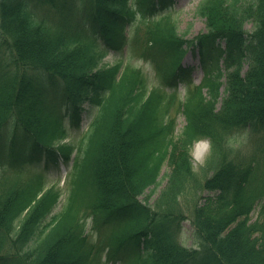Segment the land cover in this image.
<instances>
[{
  "label": "trees",
  "instance_id": "16d2710c",
  "mask_svg": "<svg viewBox=\"0 0 264 264\" xmlns=\"http://www.w3.org/2000/svg\"><path fill=\"white\" fill-rule=\"evenodd\" d=\"M47 3L54 18L38 13ZM166 6V0H81L66 8L56 0H0V55L8 59H0V162L8 154L17 170L0 175V264H104L100 249L118 264H264V216L247 219L264 196V183L261 192L251 186L259 150L243 155L236 145L256 138L264 151V0H203L197 13L207 30L194 39L179 35L170 15L151 21L149 56L162 84L187 88V125L178 140L173 94L161 86L148 93L146 75L133 65L121 75L119 64L100 67L128 41L126 25L137 11L147 17ZM69 11H78L74 23ZM245 21L254 23L252 31ZM188 46L205 70L198 85L193 68L181 64ZM221 60L226 95L217 108ZM84 99L98 111L70 165L75 144L64 142V122L68 114L79 123ZM204 137L213 174L202 178L189 146ZM43 156L39 170L23 171L25 162ZM167 158L168 183L150 204L149 195L140 196L158 184ZM62 162L71 167L69 195L49 219L62 192L48 187L46 172ZM206 189L215 194L201 196ZM188 194L190 216L180 200ZM186 218L197 248L177 242ZM89 220L95 233L87 231Z\"/></svg>",
  "mask_w": 264,
  "mask_h": 264
},
{
  "label": "rangeland",
  "instance_id": "374dc122",
  "mask_svg": "<svg viewBox=\"0 0 264 264\" xmlns=\"http://www.w3.org/2000/svg\"><path fill=\"white\" fill-rule=\"evenodd\" d=\"M201 1L202 0H174L173 5L170 7V9H171L170 13L172 14L173 18L176 20L179 33L187 32V35H188L187 37H189V38L196 37L200 32L204 31L206 28L205 18L196 12L197 7L201 3ZM128 27H129V34H130V37L133 39V42L136 41L137 44L140 45V43L142 42L141 40L144 38V33H145V29H146V22H143L140 18H137ZM246 27H247V29L248 28L251 29L252 24L248 23L246 25ZM131 51H132V49H130V48H128V46H126L123 48V52H112L109 55H107L103 59V61L106 64H113V63L119 61L121 58L122 59L124 58L123 60L125 61L126 54L128 52H131ZM140 54H141V52H139V54L136 53L133 56V58L139 56ZM184 57L185 58L183 59V63L187 66L192 65L195 68V70L193 72V79L195 80L196 83H199L201 81L203 73H204L203 68L200 67V64H199V57H197V55L192 50H189V52ZM140 59H141V57H140ZM140 65L144 68V70H147V72L149 73L150 85H157L159 80L155 76V74H156L155 64L152 62L146 61L144 59H141ZM223 79H225V77ZM186 91L187 90H186L185 86L182 85L180 87V91L178 93L179 98L183 97ZM81 105L86 106V102H83ZM177 109H178V106H175L172 108V110L170 112L172 115H176L175 134L178 137H180L181 136V130L183 129L184 125L186 124L185 123L186 118L182 112L177 114ZM88 122H89V119H87V116H85L83 121H82L81 131L79 133L75 132L73 134L75 139H81L80 138L81 134L83 133V130H85L87 128ZM201 141L203 144H206V147L204 148L203 152L200 153L201 155L204 156L205 159H204V162L202 165H196L193 163L195 168L198 170H200L203 167V165L205 164V160L208 156L209 149H210V144H209V141L207 139H204ZM244 147H246L243 149L244 153L245 152L251 153L254 150L255 145L253 143H251V144L246 145ZM170 171H171V167L169 166L168 162L166 161V163L163 164L161 174L158 177L160 184L157 187H154V185H151V187L146 189V193L144 195H142V197L144 198V196L151 193V190H154V192H152L151 198L149 200L151 203L154 202V200L162 192L163 187L167 184L168 178L166 175ZM263 172H264V166H263V168L260 166V168H258V170L256 172L257 175L255 178V184L256 183L260 184V181H262V178H263L262 177ZM66 173H67L66 169L63 168V171H61L60 181H62L64 179ZM54 177H57V174H55ZM206 193L207 192H205L204 194H206ZM254 207L255 208L252 210L251 215H250L251 221L260 220V218H261L260 217V209H261L260 203H257ZM60 209H61V205L58 204V206L54 210L53 214L58 212ZM191 231H192L191 221L185 220V222L183 224V229H182L183 233L180 237V241L182 243H184L185 245H188V246L193 244L192 243L193 238H192V232Z\"/></svg>",
  "mask_w": 264,
  "mask_h": 264
},
{
  "label": "clouds",
  "instance_id": "9594fccd",
  "mask_svg": "<svg viewBox=\"0 0 264 264\" xmlns=\"http://www.w3.org/2000/svg\"><path fill=\"white\" fill-rule=\"evenodd\" d=\"M202 141H196L193 143L192 147L189 150V155L196 165H202L204 162V156L200 154V144Z\"/></svg>",
  "mask_w": 264,
  "mask_h": 264
},
{
  "label": "bare ground",
  "instance_id": "6f19581e",
  "mask_svg": "<svg viewBox=\"0 0 264 264\" xmlns=\"http://www.w3.org/2000/svg\"><path fill=\"white\" fill-rule=\"evenodd\" d=\"M205 147H206V144H203V143L200 144V153L203 152Z\"/></svg>",
  "mask_w": 264,
  "mask_h": 264
}]
</instances>
